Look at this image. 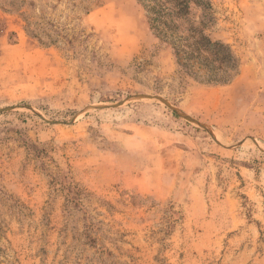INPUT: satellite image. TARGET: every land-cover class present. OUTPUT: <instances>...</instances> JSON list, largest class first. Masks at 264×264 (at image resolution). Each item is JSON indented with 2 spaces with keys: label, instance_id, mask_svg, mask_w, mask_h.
I'll use <instances>...</instances> for the list:
<instances>
[{
  "label": "rangeland",
  "instance_id": "1",
  "mask_svg": "<svg viewBox=\"0 0 264 264\" xmlns=\"http://www.w3.org/2000/svg\"><path fill=\"white\" fill-rule=\"evenodd\" d=\"M208 1L227 82L138 0H0V264H264V0Z\"/></svg>",
  "mask_w": 264,
  "mask_h": 264
},
{
  "label": "trees",
  "instance_id": "2",
  "mask_svg": "<svg viewBox=\"0 0 264 264\" xmlns=\"http://www.w3.org/2000/svg\"><path fill=\"white\" fill-rule=\"evenodd\" d=\"M150 14L151 29L163 41L170 43L176 56L184 57V64L190 68L200 62L206 74L200 75L207 82H227L226 68L233 59L228 47L218 41H211L205 34L206 21L188 20L193 4L200 14L211 17L212 7L208 0H138ZM220 54L223 57L220 58ZM193 62V63H190ZM226 68H225V67ZM225 68V69H223ZM225 74L220 77V72ZM192 74H198L192 71Z\"/></svg>",
  "mask_w": 264,
  "mask_h": 264
}]
</instances>
